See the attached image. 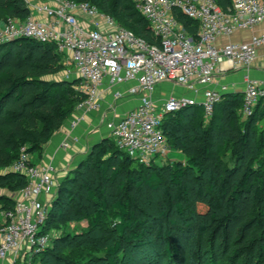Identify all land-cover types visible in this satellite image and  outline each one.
<instances>
[{"label": "trees", "instance_id": "16d2710c", "mask_svg": "<svg viewBox=\"0 0 264 264\" xmlns=\"http://www.w3.org/2000/svg\"><path fill=\"white\" fill-rule=\"evenodd\" d=\"M83 1L156 41L131 0ZM215 1L224 9L231 2ZM27 14L23 0H0L1 20ZM174 14L195 35L196 21ZM64 69V55L51 41L22 37L0 43V187L24 186L25 177L12 169L20 147L29 154L40 150L82 99L76 77H49ZM236 96L221 95L209 118L200 105L164 115L163 133L182 161L141 164L110 137L94 143L59 181L64 196L51 200L44 228L52 219L56 225L71 219L79 188L97 206L92 226L109 216L113 221V240L102 244L108 264H118L128 246L142 248L130 255L129 264H264V116L255 108L243 116ZM151 194H156L154 212L143 206ZM1 199L4 210L12 207L14 201ZM67 239L65 234L52 250L45 247L54 254L51 264H76L60 245Z\"/></svg>", "mask_w": 264, "mask_h": 264}, {"label": "built area", "instance_id": "2783aa9c", "mask_svg": "<svg viewBox=\"0 0 264 264\" xmlns=\"http://www.w3.org/2000/svg\"><path fill=\"white\" fill-rule=\"evenodd\" d=\"M23 1L28 8L25 18L0 19V43L22 37L53 42L64 55L66 73L78 79L76 89L83 97L77 108L100 109L106 89L110 90L109 107L113 109L120 100L136 97V105L103 123L116 147L141 164L154 162L170 151L161 126L165 114L200 105L204 117H211L225 86H206L221 63L230 68H249L257 48L264 43V34H252L247 41L217 42L220 36L262 22L264 0H230L226 9L215 0H131L152 28L155 42L135 34L89 1ZM175 10L196 21L195 35L186 31ZM165 81L193 94L154 98L157 85ZM196 83L204 86L201 99L195 96ZM260 99L264 100V81L245 74L243 116L251 115ZM80 119H72L70 127ZM61 145L66 147L68 142ZM12 169L25 177V184L12 207L3 211L0 264L16 260L21 251L23 264H33L32 257L40 254L50 240L44 228L48 209L43 196L58 184L56 169L52 164L34 163L24 147H20ZM27 255L30 259L25 260Z\"/></svg>", "mask_w": 264, "mask_h": 264}, {"label": "crops", "instance_id": "0c3cea01", "mask_svg": "<svg viewBox=\"0 0 264 264\" xmlns=\"http://www.w3.org/2000/svg\"><path fill=\"white\" fill-rule=\"evenodd\" d=\"M252 34H264V20L254 26L251 29H241L237 30L229 36H220L217 39L218 44H224L228 41H247L250 39ZM247 74L248 77L264 81V43L257 48V56L253 64L249 68H230L227 63L222 62L221 66L215 72L213 81L209 83L206 87L214 89H222V97H232L236 95L238 100V107L241 109V100L243 95L244 87V75ZM126 86H123L125 88ZM195 87L197 92L195 96L197 99H201V92L204 86L196 83ZM193 91L179 86L173 82H162L157 85L154 91V98L165 97L168 94H186L192 95ZM112 101L110 90L106 89L103 93V101L100 109L98 110H87L86 112H77L76 116H81L77 124L74 127H70V122L72 119L66 118L61 126L53 133L51 138L45 142L42 148L38 151L30 153V158L34 163L38 164H52L56 169V177H63L68 169L74 167L80 159L84 157L87 153L85 150L86 140L91 136L92 144L106 137H110L103 120L106 118H118L122 113L133 107L137 103L136 97H126L118 102L114 107H109ZM256 111L260 116L262 110L264 111V100L260 99L255 107ZM74 117V118H75ZM73 118V119H74ZM103 130V131H102ZM98 131H102L100 138H94ZM111 138V137H110ZM68 142V146L63 147L61 144L63 141ZM52 190V189H51ZM19 190H9L5 187H0V196L6 199L14 198L18 195ZM49 193L46 194L45 198H48ZM3 199L0 200V223L4 221V207ZM1 263V260H0ZM8 264V262H6Z\"/></svg>", "mask_w": 264, "mask_h": 264}, {"label": "rangeland", "instance_id": "374dc122", "mask_svg": "<svg viewBox=\"0 0 264 264\" xmlns=\"http://www.w3.org/2000/svg\"><path fill=\"white\" fill-rule=\"evenodd\" d=\"M66 69V67H65ZM62 70L60 72H57L56 74H51L49 77H55V78H66L69 80H72L75 78L73 74H67L66 71ZM77 105V104H76ZM75 105L74 110L72 114L68 117V119H73L77 112L81 113L86 112L87 110H83L80 108H77ZM200 109H197L196 112L198 115H202L201 107ZM88 112V111H87ZM86 112V113H87ZM190 112V111H189ZM203 116V115H202ZM204 118V117H203ZM103 131V130H102ZM102 131H98L96 133V136L94 138H100V134ZM87 138L86 140V146L85 150L87 152L92 147V140ZM111 140V139H110ZM100 141V139H99ZM224 159L227 161V163L231 162L230 153L229 151H225L223 154ZM178 160H184V156L176 151L175 149L170 147V151L163 156L162 158H156L154 163L157 164H165V163H172ZM14 163V162H13ZM12 163V164H13ZM59 184V181L62 180L63 177H56ZM58 184L52 188V190L49 192V197L45 198V207L49 210L52 206L51 200L54 198V196H64L62 193L58 192ZM79 197H78V208L75 209L74 213L71 215V219L67 221L66 223H60L59 225H56L54 219H52V222L49 223L48 227H46L47 231L50 233V240L46 246V248H53L55 242L61 238L63 235H67L68 239L66 242H61V246L64 247L66 250H68L71 254L72 260L76 264H108L107 263V252L102 246V244L107 242H112L113 240V232H112V219L111 217H107L103 220H99L96 226H92L95 220V212L97 209V206L95 203L89 201L85 197V193L82 189L78 188ZM155 204H156V194H151L149 198L144 199L143 206L151 211L154 212L155 210ZM175 219L177 220V223H180V219L175 216ZM2 224L0 223V226ZM46 248L40 253L34 255L32 257L33 264H51L54 261V254L49 253V251H46ZM146 250L150 249L151 246H145ZM152 249V248H151ZM142 248H132L131 246H128L124 251V257L121 258L120 262L118 264H129L130 261V255L134 252H140ZM55 252H59L58 250H55ZM30 259V256L27 255L25 260ZM9 264H23L22 261V251L20 252L18 258L14 261H9ZM161 264H170L167 261L162 260ZM221 264V263H220Z\"/></svg>", "mask_w": 264, "mask_h": 264}, {"label": "bare ground", "instance_id": "6f19581e", "mask_svg": "<svg viewBox=\"0 0 264 264\" xmlns=\"http://www.w3.org/2000/svg\"><path fill=\"white\" fill-rule=\"evenodd\" d=\"M170 163V162H169Z\"/></svg>", "mask_w": 264, "mask_h": 264}]
</instances>
